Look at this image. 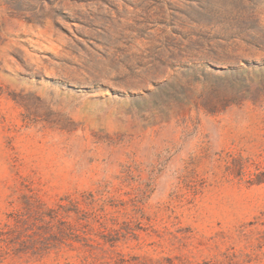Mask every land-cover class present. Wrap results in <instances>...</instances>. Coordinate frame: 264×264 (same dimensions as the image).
Listing matches in <instances>:
<instances>
[{
  "label": "rangeland",
  "instance_id": "1",
  "mask_svg": "<svg viewBox=\"0 0 264 264\" xmlns=\"http://www.w3.org/2000/svg\"><path fill=\"white\" fill-rule=\"evenodd\" d=\"M13 219L0 264H264V0H0Z\"/></svg>",
  "mask_w": 264,
  "mask_h": 264
},
{
  "label": "trees",
  "instance_id": "2",
  "mask_svg": "<svg viewBox=\"0 0 264 264\" xmlns=\"http://www.w3.org/2000/svg\"><path fill=\"white\" fill-rule=\"evenodd\" d=\"M40 208L41 207L35 208L36 209L35 210V214L36 215H38L40 213V211H41ZM58 214H59L58 210L51 209V210H48V214L44 215V216H46L47 218H49V220L52 221V220H54V219H56L58 217ZM42 218H43V216H42ZM51 221H49L48 223H50ZM17 222H18L17 219H13V221L11 220V223H13V224H11L10 221H9L8 223H6L4 225V228L2 229V232H0V244L2 246L8 245V239H9L10 235H12L13 232L16 233L14 228L16 227V223ZM17 234H20V233L17 232Z\"/></svg>",
  "mask_w": 264,
  "mask_h": 264
}]
</instances>
